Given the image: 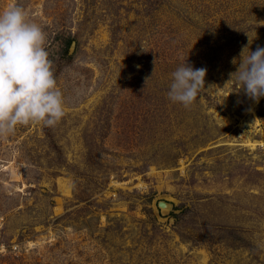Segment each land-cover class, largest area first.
Returning <instances> with one entry per match:
<instances>
[{
	"label": "rangeland",
	"instance_id": "rangeland-1",
	"mask_svg": "<svg viewBox=\"0 0 264 264\" xmlns=\"http://www.w3.org/2000/svg\"><path fill=\"white\" fill-rule=\"evenodd\" d=\"M13 5L65 116L0 138V264H264V97L235 81L264 0ZM184 62L206 69L190 108L167 95Z\"/></svg>",
	"mask_w": 264,
	"mask_h": 264
},
{
	"label": "clouds",
	"instance_id": "clouds-1",
	"mask_svg": "<svg viewBox=\"0 0 264 264\" xmlns=\"http://www.w3.org/2000/svg\"><path fill=\"white\" fill-rule=\"evenodd\" d=\"M45 45L42 27L22 7L0 11V138L33 122L54 127L65 116ZM171 75L168 98L190 108L205 87L206 69L184 62ZM235 81L256 103L264 97V47L257 45L246 57L242 53Z\"/></svg>",
	"mask_w": 264,
	"mask_h": 264
},
{
	"label": "bare ground",
	"instance_id": "bare-ground-1",
	"mask_svg": "<svg viewBox=\"0 0 264 264\" xmlns=\"http://www.w3.org/2000/svg\"><path fill=\"white\" fill-rule=\"evenodd\" d=\"M166 206V205H165Z\"/></svg>",
	"mask_w": 264,
	"mask_h": 264
}]
</instances>
